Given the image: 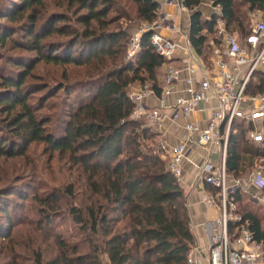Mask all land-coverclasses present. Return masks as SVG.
<instances>
[{"label": "trees", "instance_id": "trees-1", "mask_svg": "<svg viewBox=\"0 0 264 264\" xmlns=\"http://www.w3.org/2000/svg\"><path fill=\"white\" fill-rule=\"evenodd\" d=\"M47 1L3 0L0 6V158H24L32 145L43 144L45 154L66 157L79 173L82 199L76 197L75 206L65 203L74 196L72 186L45 194L38 191L41 185L28 192L16 190L19 203L0 208V241L9 247L8 264H18V259L31 264H187L194 238L182 189L165 161L153 154L156 134L132 120L134 104L127 92L132 82H149L159 95V72L166 60L151 45L150 32L142 34L136 54L126 57L129 32L109 16L117 0H56L64 10L44 14ZM127 1L137 19L150 22L156 17L152 0ZM200 1L183 0L192 10L188 39L201 55L216 19H202L195 10ZM214 2L226 29L243 36L248 13L264 7V0ZM130 16L124 19L131 21ZM52 37L57 39L48 40ZM39 63L82 69L86 79L47 86L33 74ZM62 77L70 79L65 72ZM263 88L264 72L256 71L246 93ZM60 90L64 96L59 103L49 102ZM38 92L42 96L30 102ZM47 108L57 110L42 112ZM258 159H264V136L261 143L249 142L242 126L232 127L226 172L239 177ZM27 198L37 207L24 205ZM5 199V194L0 197ZM242 200L238 193L234 196L235 202ZM242 211L254 241L264 248L259 214ZM57 218L70 220L77 233L57 231ZM23 225L42 239L28 236L17 251L12 234Z\"/></svg>", "mask_w": 264, "mask_h": 264}, {"label": "built area", "instance_id": "built-area-1", "mask_svg": "<svg viewBox=\"0 0 264 264\" xmlns=\"http://www.w3.org/2000/svg\"><path fill=\"white\" fill-rule=\"evenodd\" d=\"M156 3L157 10L164 3L180 4L181 0H152ZM165 14H160L156 19L143 24L139 33L130 40L127 57L132 58L140 47V38L143 33L150 32V43L155 51L165 60L170 59L178 48L182 46L159 33V28H166L173 32L180 29L170 23ZM217 35L223 42L229 60L217 56L212 61L213 70L219 76V81H212L205 70L204 64L200 65L201 76L199 80L191 76L185 77L187 96L178 95L170 106L169 118L172 122L183 120L180 142L168 145L160 140L154 147L153 154L165 161L167 171L175 178L179 185L182 179V164L192 162V146L203 151V157L195 165L194 185L202 183L213 187L215 194L206 193L204 202L218 212V219L208 233V243L205 248L191 247L187 254V264H260L262 248L253 239L249 228V221L242 215L234 203V196L241 188V182L234 180L228 183L225 176L223 163L226 161L228 134L232 122L236 118H248L255 121L264 118V91L256 96L246 93L252 74L256 71L264 72V10L262 16L249 26L242 45L233 33L225 29V22L221 21ZM186 50V48H185ZM187 72L193 75L195 69L191 66ZM181 69L167 67L164 73L163 86L159 94L160 105L147 108L142 102L154 94L151 85L145 83L135 93L128 94L134 104L131 118L139 120L144 118L148 127L156 134L163 130L166 114L162 111L164 103L176 82L181 79ZM213 101L211 115L207 127L202 129L190 122L192 112L200 103L208 104ZM255 102L257 106L251 107ZM252 142L261 143L263 135L253 133ZM218 152L222 161L219 171L211 161L212 154ZM248 182L258 190L264 189V165L255 167L249 174Z\"/></svg>", "mask_w": 264, "mask_h": 264}, {"label": "crops", "instance_id": "crops-1", "mask_svg": "<svg viewBox=\"0 0 264 264\" xmlns=\"http://www.w3.org/2000/svg\"><path fill=\"white\" fill-rule=\"evenodd\" d=\"M197 11L200 12L201 17L203 20H210L211 18H215V25L213 27V33L208 34L205 41V46L203 50V54H197L192 46L190 45L188 36L190 30V18L192 10L188 9L183 0H181L180 4L175 3H164L158 10L156 8V18L160 14H165L170 20V23L174 24L176 27L180 29V32H173L166 28H159V33L162 36L170 38L176 42H178L182 48H178L174 55L166 60L162 67V77L165 73L167 67H175L181 69V79L176 82L172 88L170 95H168L165 99L164 107L162 111L166 114L167 120H165L163 125V130L160 134L156 135L155 144L158 141L164 140L168 145H175L180 142L181 135H182V127H183V120H178L176 122H172L169 118L171 113L170 106L173 104L174 99L178 95L187 96L186 88L187 84L184 81L185 77L191 76L194 78V81L199 80L201 76L200 65L204 64L205 70L207 71L208 76L212 79V81H219V76L213 70L212 61L217 57L221 56L225 60H229L231 58L230 55L226 54L225 47L223 42L217 35V29L220 26L221 21L225 20L221 17V8L219 5H216L214 0H201L199 5L196 7ZM264 7L261 9H256L250 13H248L249 22L245 25L247 31L249 26L254 23L257 19L262 16V11ZM258 12V13H256ZM225 29H226V22H225ZM228 31V30H227ZM233 32V31H232ZM230 32V33H232ZM237 36L240 43H243L244 38L246 36ZM186 48V50H185ZM191 66L195 69L193 75L188 74L187 68ZM251 79V78H250ZM256 79L253 78V82ZM250 82V81H249ZM264 91V88L262 92ZM262 92H254L253 94L247 93L250 96H256L261 94ZM147 108H153L160 105L159 95L154 92V94L145 98L142 102ZM213 106V101L208 104L200 103L199 107L192 112L190 122L194 123L198 127L204 129L207 127L208 118L211 115V108ZM257 106L255 102L254 105L251 107ZM264 118H257L255 121H250L248 118H236L232 122L231 128H235L237 126H242L245 129V137L247 141L252 142L251 135L253 133H261L264 136ZM230 130L229 134L230 135ZM235 134L236 132L233 131ZM229 138V136H228ZM228 144V143H227ZM193 152L191 154L192 162H184L182 164V179L179 184L180 188L183 192V206L186 214V218L189 223L190 232L194 238V245L193 247H200L205 248L207 246L208 240V233L211 229V226L214 225L215 221L218 219V212L215 208L210 207L204 202V195L206 193H213L217 192L213 187L206 185L204 183L200 185H194V177H195V165H198L203 157L202 149L192 146L191 147ZM211 161L213 165L219 171L222 169V161L220 160V155L218 152H214L211 157ZM258 161H264V159H258L255 161L254 166ZM225 169V163H223ZM254 170V169H253ZM247 171L246 173V180H242L240 178H235L233 175L226 172L225 169V176L228 178V183L233 182L234 180H238L241 182V188L238 191V194L244 198V196L249 195V202L252 205L257 207L264 208V191L258 190L257 188L253 187L248 182V176L253 171ZM236 208L238 211L244 215L242 209L249 210L246 206L235 202ZM242 206V207H241ZM250 228V225H249ZM251 231V230H250ZM262 248V260L260 264H264V248L262 244L259 243Z\"/></svg>", "mask_w": 264, "mask_h": 264}, {"label": "rangeland", "instance_id": "rangeland-1", "mask_svg": "<svg viewBox=\"0 0 264 264\" xmlns=\"http://www.w3.org/2000/svg\"><path fill=\"white\" fill-rule=\"evenodd\" d=\"M3 0H0V6ZM47 7L44 10V14H48L53 11H62L64 10L63 7H60L59 2L56 0H48L47 1ZM121 10L120 12H117ZM123 11V15L122 12ZM258 13V12H256ZM259 14V13H258ZM131 15L130 18L132 19L129 21L125 16ZM110 17H116L117 23L116 25L128 30L129 32V39H128V45L126 47V57H127V50L130 46V40L133 36H135L136 33H139L140 28L143 24H147L149 21L137 19L135 11H133V7L130 2L127 0H117V5L115 8V11H112L109 15ZM71 20H73L72 14H70ZM156 19V17L154 18ZM153 19V20H154ZM71 24H74L71 22ZM78 26V25H77ZM245 28H247L245 26ZM236 36H243L240 35L237 31L234 30L232 32ZM57 39V37L49 38L48 40H54ZM2 51V50H1ZM6 55H13L16 54V51H8L6 52ZM128 58V57H127ZM65 72V74L70 78L69 80H63L62 74ZM162 70L160 69V74ZM34 76H37L40 78V81L45 82L47 86H54L57 85L59 82H74V81H81L85 80L86 77L84 76V71L82 69H76L72 67H67V69H64L60 66H53L52 64L47 63H39L33 72ZM159 74V76H160ZM162 80V86H163V77H159ZM32 81H37L32 79ZM147 84L151 85L149 82H146ZM143 85H140L138 82H132L129 84L127 88L128 94H133L137 92ZM42 96V93L38 92L36 93L30 100V102H36L37 98ZM64 93L62 90L58 92V94L49 100V102L55 101L56 103H59L61 98H63ZM57 109H43L42 112H46L48 114H52ZM139 121L141 123H144V125L148 127L146 121L144 118H139ZM156 144H154L153 149ZM264 161H258V163L253 165L252 167L246 166L244 168V172L242 171V174L237 177L242 180H246V173L247 171L255 169V167L258 168V166H263ZM41 185L39 187V193L45 194L46 192L52 191V189H57L64 191L69 186H72L74 196L70 200H66L65 203L68 206H75L79 203L76 197L79 195L81 196V182H80V175L79 173L75 172V169L71 167L66 157H61L56 154L53 156H49L48 154L44 153V145H32L26 156L24 158H14V159H5L0 158V197H4L5 194V203L0 200V208H2V205H5L12 209L13 205L15 203H19L18 201V193L16 190H21L22 192H28V188L32 187L33 189H38L37 186ZM13 187V190L12 188ZM15 189V190H14ZM212 194V193H211ZM215 194V192L213 193ZM3 195V196H2ZM82 199V196H81ZM250 198L249 195L244 196L243 198V204L247 205L246 207L259 214L262 223L264 225V208L257 207L252 205L251 202H249ZM27 207H37V204L35 201H30L28 198L25 200V204ZM242 207V206H241ZM28 212V211H27ZM26 212V215H27ZM29 217H33V213H28ZM0 219H2V214L0 213ZM53 226L56 228L57 231L62 233L63 235L67 236H74L77 231H75V226L72 224V222L69 221H63L60 218H57ZM77 229V228H76ZM14 241L16 242L17 251H20L19 246L22 244L24 246L25 243L28 242L31 238L34 237H40L42 239V236L37 233H33L32 230L28 229L27 225H23L13 231ZM30 236V239L29 237ZM36 241V239H33ZM69 242H73V239H70ZM74 242H76V239H74ZM2 245L3 248H2ZM2 248V249H1ZM2 250V252H1ZM25 258V256H23ZM11 259L10 253H9V247L7 246V242H1L0 241V264H8ZM18 264H31L30 262L24 261L23 259L17 260Z\"/></svg>", "mask_w": 264, "mask_h": 264}]
</instances>
